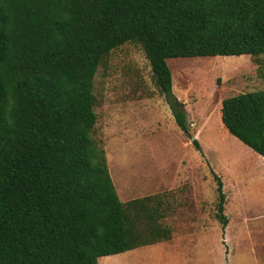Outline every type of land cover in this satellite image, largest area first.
I'll return each instance as SVG.
<instances>
[{"label": "trees", "instance_id": "obj_1", "mask_svg": "<svg viewBox=\"0 0 264 264\" xmlns=\"http://www.w3.org/2000/svg\"><path fill=\"white\" fill-rule=\"evenodd\" d=\"M129 41L188 133L166 59L264 54V0H0V264H98L170 239L159 195L122 202L93 136L95 73ZM220 118L264 158V89L223 98Z\"/></svg>", "mask_w": 264, "mask_h": 264}, {"label": "rangeland", "instance_id": "obj_2", "mask_svg": "<svg viewBox=\"0 0 264 264\" xmlns=\"http://www.w3.org/2000/svg\"><path fill=\"white\" fill-rule=\"evenodd\" d=\"M166 62L188 133L176 125L137 43L111 49L95 73L93 136L116 193L122 202L158 194L162 222L171 229L168 240L101 256L98 263L264 264V158L220 118L223 98L264 89V54ZM214 173L225 194V226L215 217Z\"/></svg>", "mask_w": 264, "mask_h": 264}, {"label": "crops", "instance_id": "obj_3", "mask_svg": "<svg viewBox=\"0 0 264 264\" xmlns=\"http://www.w3.org/2000/svg\"><path fill=\"white\" fill-rule=\"evenodd\" d=\"M99 264V263H98Z\"/></svg>", "mask_w": 264, "mask_h": 264}]
</instances>
